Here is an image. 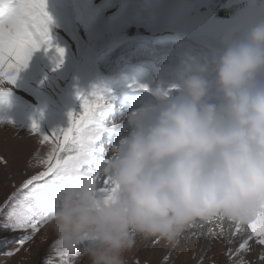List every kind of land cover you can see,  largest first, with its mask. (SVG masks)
Listing matches in <instances>:
<instances>
[{"label": "clouds", "instance_id": "obj_1", "mask_svg": "<svg viewBox=\"0 0 264 264\" xmlns=\"http://www.w3.org/2000/svg\"><path fill=\"white\" fill-rule=\"evenodd\" d=\"M223 44L211 98L209 66L186 58L177 94L133 117L107 163L84 156L58 182L51 214L36 210L68 255L87 242L90 264H124L136 237L172 244L198 221L264 213V21Z\"/></svg>", "mask_w": 264, "mask_h": 264}, {"label": "rangeland", "instance_id": "obj_2", "mask_svg": "<svg viewBox=\"0 0 264 264\" xmlns=\"http://www.w3.org/2000/svg\"><path fill=\"white\" fill-rule=\"evenodd\" d=\"M174 1L46 0V11L52 20L50 44L41 45L33 53L27 67L18 73L15 86L8 89L10 94L0 95V121H4L0 124V159L8 163L0 164V264H46L50 259L59 264L52 247L56 237L48 225L33 236L30 230L12 231L7 219L28 194V189L21 190L22 184L44 170L33 159L34 154L38 152L43 158L51 147L47 143L41 145L29 133L33 121L44 135L66 129L68 113L78 116L83 98L93 93L102 96L105 106H111L109 115L99 121L102 127L111 129L100 142L107 149L104 158H109L114 147L129 135V121L141 113L117 104L121 92L138 90L140 85L143 92H152L167 83L176 86L181 62L175 59L181 54L206 61L220 55L208 43H216L220 51L224 46L222 38L229 36L222 32L210 35L215 29L195 22L194 12L185 13L183 6ZM151 46L168 47V51L151 52ZM56 48L64 50V57L61 67L53 71L59 60ZM2 87L7 89L8 85ZM7 128L12 130L8 132ZM243 229L238 241L228 243L221 235L217 239L215 235L205 249L197 243L200 235L191 238L196 240L195 246L184 250H173L179 241L169 244L161 240L157 243L155 239L150 244L146 242L148 238L136 237L134 246L123 257L124 264H237L241 257L246 264H261L259 257L264 248L254 241L247 253L234 255L231 261L226 255L229 251L236 253L249 231L244 226ZM27 236L32 239L21 246ZM210 238L207 235L205 242ZM68 264L90 261L81 248L69 255Z\"/></svg>", "mask_w": 264, "mask_h": 264}, {"label": "snow or ice", "instance_id": "obj_3", "mask_svg": "<svg viewBox=\"0 0 264 264\" xmlns=\"http://www.w3.org/2000/svg\"><path fill=\"white\" fill-rule=\"evenodd\" d=\"M51 24V17L46 11V0H0V95L10 94L8 89L15 86L18 73L27 67L33 53L39 51L41 45L50 44ZM55 53L59 60L53 71L63 64L64 50L56 48ZM5 84L8 85L7 89L2 87ZM144 90L147 91V89ZM80 98L78 94L77 99ZM110 109V105L105 106L102 96L93 93L90 97L83 98L81 113L78 116L74 117L71 112L68 113L69 126L66 129L44 135L40 133L38 124L35 121L32 122L29 133L36 136L41 145L47 143L51 147L43 158L39 157L38 152L34 154L33 159L44 170L22 184L21 190L29 191L7 217L12 231L30 230L34 236L40 228L47 225V216L38 217L36 210L42 208L48 214L55 210L58 206L56 195L58 182L67 178L71 170L78 168L84 156L95 154L101 165L107 163V158H104L107 149L101 146L100 142L102 134L110 129L101 127L99 121L109 115ZM0 124H4V121H0ZM7 124L11 125V121ZM4 163L5 161L0 159V164ZM48 177L51 179H46ZM112 191L114 189L110 186L108 179L101 177L97 193L107 199ZM2 211L3 209L0 208V212ZM218 221L220 222L218 227L223 231L222 224L225 220L222 217L209 218L200 221L201 224L193 223L186 230L202 227L203 224H217ZM228 222L235 226L229 237V243L244 230L243 225H247L249 229L236 249V253L233 254L231 251L226 253L230 261L234 255L247 253L253 241L264 248V213L247 224ZM208 234H212L211 228ZM30 239L32 236L24 237L20 242L21 246ZM156 242L158 243L159 239ZM52 247L55 260L59 264H68L69 255L60 248L59 244L56 242ZM85 247L87 242L81 245V248ZM259 259L261 264H264V252L260 254ZM46 264H53V262L50 259ZM237 264H246V262L241 257Z\"/></svg>", "mask_w": 264, "mask_h": 264}, {"label": "bare ground", "instance_id": "obj_4", "mask_svg": "<svg viewBox=\"0 0 264 264\" xmlns=\"http://www.w3.org/2000/svg\"><path fill=\"white\" fill-rule=\"evenodd\" d=\"M174 2H175V5L176 4L178 6L182 5L183 6L182 8H183L185 13L186 12L187 13L194 12V15H195L194 19L196 20L195 22L198 21L200 23L201 22L205 23L206 25H208L209 29H215V30H212L211 33H209L210 35H217L216 33L222 32V33H224V35L229 36V37H223V38L221 37L222 41H224L225 39H236L248 27H250V26H252L258 22L264 21V0H175ZM208 45H209V48L216 50L220 53L223 51L224 46L219 51V50H217V48L219 46H217L216 43L211 42V43H208ZM150 51L151 52L152 51H159L160 53H166L168 51V47L151 46ZM185 54L179 55L177 57V59H175V60L182 62L183 60H185L187 58L186 56H184ZM153 61L159 62V60L156 57H153ZM196 61H198L200 63H206L209 66V70L205 74L204 78L209 82V85H210L209 96L211 98L215 93V77H214V72L212 71V68H211L212 61H206L205 59L200 58V57H197ZM161 64H163V63H161ZM178 65H180V64H178ZM176 70H177V68H176ZM171 84H172V82H171ZM160 86H161V84H160ZM143 88L140 85V86H138V90H133V91H130L127 93L121 92L120 97L117 100V104H119L120 106H124V107L128 108V110L132 109L131 107H136V105H138V104H147V106L149 104H151L152 107H154V106L160 104L165 97L170 98L172 95L175 96L177 94L176 87L173 85H169L168 83L164 84L163 87L161 86L159 89L154 90L152 92H143V91L139 90V89H143ZM106 100L110 101L111 99H106ZM128 104L130 105V107L128 106ZM110 111H111V109H110ZM128 126H129V124L127 125V127ZM103 128L110 129L107 127H103ZM9 130H12V129L7 128L8 132H9ZM108 132H111V129ZM108 132L105 131L102 134V139H103L104 135L107 134ZM1 136H2V133L0 132V138H1ZM114 137H113V139H114ZM26 143H28V142H26ZM7 164H6V166H7ZM199 222L200 221H198L196 223H199ZM219 223L220 222L218 221L217 224H211V225L203 224L202 227H196V228H192V230L191 229L186 230L181 235V238H178L177 242L179 241V244H178V246L176 245L177 247H175L173 250H184V248H191L194 244L196 245V243H195L196 240L192 241L191 238L195 237L197 235H200V237L197 239V240H199L197 243L202 247V249H203V247L205 249L206 245L209 244V242H212V239H214V238L217 239V237L220 235L223 237V239H225V241H227L229 243V237L231 236L232 230L234 229L235 226L233 224H230L229 222L227 223V221H224L222 224L223 231H221V228L218 227ZM243 226L247 228V225H243ZM226 227H228L231 230L230 233H229V229H228V231H226V229H227ZM209 228L212 229V234H208ZM222 233H224V235ZM207 235H209L211 238L205 242V237ZM237 236L234 237L232 240L236 239L235 240V242H236L239 240V238H242L241 237L242 235H237ZM154 240H155V238H148L146 242L152 244L151 242H153ZM177 242H175V244ZM213 242H215V240H213ZM141 248H142V246H141ZM237 248H238V246H237Z\"/></svg>", "mask_w": 264, "mask_h": 264}]
</instances>
